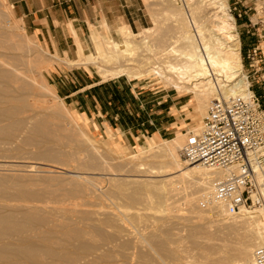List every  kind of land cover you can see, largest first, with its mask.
I'll use <instances>...</instances> for the list:
<instances>
[{"label": "bare ground", "instance_id": "6f19581e", "mask_svg": "<svg viewBox=\"0 0 264 264\" xmlns=\"http://www.w3.org/2000/svg\"><path fill=\"white\" fill-rule=\"evenodd\" d=\"M144 1L152 27L134 33L123 23L118 42L104 21L100 30L90 24L93 51L85 54L74 36L78 51L71 60L28 36L8 0H0V157L29 152L65 167L68 175L58 178L47 164L44 191L37 190L69 200L60 205L56 195L59 205L27 203L41 194L1 173L5 195L25 202L0 203V264H246L264 246L262 212L229 215L211 200L214 180L227 171L186 162L179 153L201 128L211 99L251 92L228 0ZM55 63L92 66L102 81L156 76L192 95L194 127L135 153L119 150L128 157L115 162L109 139L119 147L122 140L107 127L108 139L95 141L46 84L43 71ZM174 221L185 223V234L173 230Z\"/></svg>", "mask_w": 264, "mask_h": 264}, {"label": "rangeland", "instance_id": "374dc122", "mask_svg": "<svg viewBox=\"0 0 264 264\" xmlns=\"http://www.w3.org/2000/svg\"><path fill=\"white\" fill-rule=\"evenodd\" d=\"M132 1L135 5L133 7L131 6L130 8L131 9H134V7L139 8L138 12L142 15L143 27H139L138 29L133 28L131 30L134 33H138V31L142 28L152 27L153 21L151 19V15L149 13L148 6H146V4H145V1L144 0H132ZM9 4H10V2H9ZM155 8H157V10L160 11V6H156ZM13 12H14V10H13ZM228 13H229V15H231L234 18L235 32H237L239 40H240V55H241V60H242V64H243L242 72L245 74L250 72V68L248 66L249 60L246 58V51L249 48L255 47L258 50L257 56L260 57L259 58L260 64L258 66V67H260V70L255 75H252V73H249V75H250L249 80L252 81L253 77L259 79L260 76L264 74V47H263V45H264V0H228ZM14 16L17 17L15 13H14ZM101 22L96 21V22H92L90 24L95 25V27H97L99 29ZM124 22L129 25V23L127 21H124ZM78 24L80 25L81 23L78 22ZM24 27H25V25H24ZM68 27L70 28V31L72 32L71 28H73V26L71 25L70 22H68ZM78 28H79V26H78ZM109 29H110L111 36L116 41L121 42L122 38H121L118 30L117 29L115 30V28H113L110 24H109ZM73 30L76 32V30L74 28H73ZM25 31H26L28 36L34 37L39 42V44H41L46 49V51H48L49 53L58 54L61 58L66 57V58H69L71 60L76 59L77 53L74 51V49L73 50L71 49L69 54H68V52H62L61 53L57 50L53 51L45 43L44 40L38 39L37 37L32 36V34H30V32L26 28H25ZM89 32H90L89 31V24H88V26L83 27V32H82L83 34H81V31H80V35H81V37H80L81 41L80 42L82 43L83 51L85 54H90L93 51L92 43L89 40ZM72 35H73V33H72ZM77 37H78V35H77ZM78 39H79V37H78ZM43 73H44L43 75L45 77L46 84L49 85L60 96L63 103L72 111V113H73L74 117L77 119V121L80 124H82L83 127L85 128V130L90 135H92V137L95 141H98V142L108 139L106 133H107V127H109V126L101 124V122L103 121V118H99V119L96 118L95 119V117H94L93 99L95 97L98 100L96 93L99 94V97H100L99 102H102L101 103L102 110L104 112L105 111L107 112V115L104 114L106 119H109L110 116H112V117L116 116L115 114L119 113L117 121H115V123H118V122L121 123L124 126V128H127L128 126H132L131 125L132 121L125 118V114H124V111L125 112L127 111L126 106H129L128 108L131 109L133 107L132 101L135 100L132 98V96L130 94L131 88H133L136 92H140L139 96H143L142 97L143 99H146L147 97L151 98V96H153V94H151L153 91H158L159 94H161V95H169L170 97L178 98L177 100L181 101V104L179 106H182L186 102L188 104L192 99L191 94H183L181 92H177L174 88L165 87L160 82V80L156 76H153V75L145 76V77L140 78V79H134V78L126 79L125 77H120L119 79L114 78V79L102 81L101 78L99 77V75L97 74L96 69L92 66H80V67L69 66L68 67V65L66 66V64H64V63H60V64L55 63L52 66H48L44 69ZM94 83L101 84V86L91 85V86L87 87V85L94 84ZM258 87H259L258 84H254V89L257 90L259 94H261V90ZM77 89H84V90H81L78 93H74L73 95H71L68 98L64 97L65 94H68L70 91L72 92V91H75ZM49 97L47 96L46 98L49 102H51L52 101L51 97L50 98ZM142 98H140V99H142ZM262 101H263V105H264V98H262ZM134 105L135 106L133 107V109H134L133 114L135 115V119L138 122V121H141L142 118H144L143 115L145 113V110H143L141 107H139L136 104H134ZM87 106L90 108V110L87 109ZM188 110L190 111L189 113L187 112ZM174 112H175V116H179L180 120L182 121L181 126L179 125V127L181 128L180 130L182 132H185L186 130L188 131V128L194 127V121H193V118L191 117V114L193 113V109L190 106H189V108L183 107V106L177 107V110H175ZM127 115H129L128 112H127ZM125 121L127 122V125L124 124ZM133 123H135V122H133ZM112 124H113V121H112ZM113 126H114V129H112L111 127H109V128L112 129L114 135L116 136L118 131L115 130L116 129L115 125H113ZM173 127H175L174 124H173ZM122 131H123V129H122ZM175 135H176L175 132L173 134L165 133L163 138L164 139H170ZM122 136L125 138V133L122 132ZM116 138L120 139L117 136H116ZM164 139L154 137V142L155 141H162ZM114 140H115L114 138L109 139V144L117 152L115 154V157H116L115 159H117L116 161L114 159L115 162L119 161V159L123 160L126 157H128L127 155H122V154L120 155L119 150H122L124 154L135 153V152H138L139 149L143 145L147 144V138H145V139L142 138L139 141L136 140V142L134 143L133 146L127 144V146L119 147L115 144ZM154 142L153 143L149 142V144H147V145L152 146V145H154ZM101 147H103V146L101 145L100 149H98V150L100 152H102V151L104 152L106 150V147H105V149H102ZM179 153L181 155V151ZM28 154H29V152H23L19 155H15V156L13 155L14 157L12 156V157L7 158V159L4 158V160H2L3 158L0 157L1 158V161H0L1 165H6V163H7L6 166L0 167V176L5 177V176H3L4 174L7 177L13 176L12 178H14V176H15V179H12L11 177H10V179L7 178V181L9 183L11 180H17V178L19 177L18 180L21 181L20 183L26 184V185L23 184L24 188H26L32 192L37 191L35 193L41 194V192H38V190L44 191V184L40 182V180L42 179L43 176H45L46 174H48V175L52 174V176L58 175L57 176L58 178L59 177L63 178L64 176L68 175V174H64L65 167H62L59 164H52L51 162L48 163L47 161L34 159V158L30 157L31 155H28ZM104 156L109 157L106 154ZM15 157H17V158H15ZM3 161H8V162L3 163ZM47 164H52L55 166V167L49 168L51 170L53 169L52 173L44 171V169L48 167ZM73 164L74 163H72V165ZM31 166H33V168ZM42 171H44V172H42ZM101 172H103V171H101ZM1 173H3V175H1ZM21 178L23 180H21ZM2 185L3 184L0 183V196L3 197V195H5V193H4L5 185H3V186ZM28 187L31 189H29ZM44 193H45L44 195L42 193L41 195H39V197H37V195H35L36 199L34 198V196L32 198L30 197V199L28 198L29 196L26 198L23 197V198H25V199H23V198H21L22 196L17 198V194L16 195H14V194L13 195H5L6 197L4 196L3 200L0 199V203L7 204V202H5L6 198L8 200V204L12 203V204H17V205L21 204V202L23 204L25 201L27 203L36 204V202H39V200H40V202L41 201H42V203L45 202V204H48V205L52 201L51 204L55 206V205L60 204L59 198H61V204L60 205L65 204L69 201L68 199H66L65 197H62L58 193L56 194V192H50L49 193V192L45 191ZM46 195L48 197H46V199H45ZM56 195L59 198L56 197ZM10 197H11V199H10ZM15 197H16V200H18L19 202L14 200ZM12 199L15 201V203L12 202L13 201ZM22 199L25 201H23ZM56 200H58L59 203L56 202ZM53 202H56V204ZM52 205H50V206H52ZM174 226H175V228H174ZM172 227L174 228L173 230L175 232H177V231L179 232L181 230V232H179V233L185 234V231H186L185 223H183L181 221H174V223H172ZM212 228H213V226H212ZM193 251H195V250H193ZM193 251H192V253H193ZM194 253H197V252H194ZM217 255H219V254H217ZM196 257H197V254H196Z\"/></svg>", "mask_w": 264, "mask_h": 264}, {"label": "built area", "instance_id": "2783aa9c", "mask_svg": "<svg viewBox=\"0 0 264 264\" xmlns=\"http://www.w3.org/2000/svg\"><path fill=\"white\" fill-rule=\"evenodd\" d=\"M257 51L255 47L246 51L252 75L260 70ZM250 82L251 92L245 95L211 99L201 128L189 133L181 149L186 162L227 171L214 180L211 200L224 206L229 215L264 214V74ZM246 264H264V246L255 248Z\"/></svg>", "mask_w": 264, "mask_h": 264}, {"label": "crops", "instance_id": "0c3cea01", "mask_svg": "<svg viewBox=\"0 0 264 264\" xmlns=\"http://www.w3.org/2000/svg\"><path fill=\"white\" fill-rule=\"evenodd\" d=\"M8 1L12 7L13 15L15 13L17 16L16 18L23 21L25 28L32 36L44 40L50 49L53 51L57 50L61 53L68 52L69 54L71 49H74L77 53L78 47L75 37L77 39L79 37L80 40L78 39V41H81L80 31L81 34H83V27L88 26V24L90 29V23L92 22L104 21L106 25H108L107 30L109 33V24L115 28V30H118V27L125 23L124 21L129 23L131 29L143 27L142 15L138 12L139 8H130L135 5L132 0ZM68 22L71 23L76 32L73 28H71L72 32L70 31ZM78 22L81 24L79 25ZM80 44L82 45L81 42ZM91 85L101 86V84L94 83L87 85V87ZM81 90L84 89L70 91L68 94H65L64 97L68 98ZM130 94L132 98L135 99L132 101V106L134 107V104L138 105L145 110V113L143 115L144 118L137 122L133 114V107L129 109V106H126L127 111H124L125 118L132 121V126H128L127 128H124L119 122L115 123L119 113L115 114L116 116H110L109 119H106L104 114L107 115V112L102 110V102H99V94L96 93L98 100L95 97L93 99L95 119L103 118V121H100L101 124L109 126L112 129H114L113 125H115V130L118 131L116 136L122 140L125 146H127V144L133 146L136 140L139 141L142 138H147V144H149V142L153 143L154 137L164 139L163 136L165 133L173 134L174 132L176 133L178 129H181L179 125L181 126L182 121L179 116H175L174 111L177 110V107L183 106L189 108L187 102L179 106L181 101L177 100L178 98L170 97L169 95H161L158 91H153L151 93L153 96H151V98L147 97L146 99H143V96H139L140 92H136L133 88H131ZM87 109L90 110L88 106ZM127 112L129 115H127ZM187 112L189 113L190 111L188 110ZM124 124L127 125V122L125 121ZM173 124L175 127H173ZM122 132L125 133V138L122 136Z\"/></svg>", "mask_w": 264, "mask_h": 264}]
</instances>
